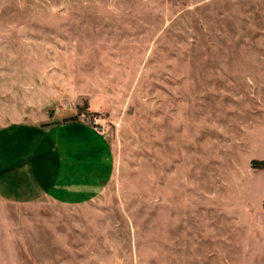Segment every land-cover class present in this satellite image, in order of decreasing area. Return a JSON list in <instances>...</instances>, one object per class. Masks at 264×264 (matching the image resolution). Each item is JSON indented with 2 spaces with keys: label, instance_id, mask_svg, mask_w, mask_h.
I'll use <instances>...</instances> for the list:
<instances>
[{
  "label": "rangeland",
  "instance_id": "obj_1",
  "mask_svg": "<svg viewBox=\"0 0 264 264\" xmlns=\"http://www.w3.org/2000/svg\"><path fill=\"white\" fill-rule=\"evenodd\" d=\"M65 121L111 173L0 198V264H264V0H0V133Z\"/></svg>",
  "mask_w": 264,
  "mask_h": 264
},
{
  "label": "crops",
  "instance_id": "obj_2",
  "mask_svg": "<svg viewBox=\"0 0 264 264\" xmlns=\"http://www.w3.org/2000/svg\"><path fill=\"white\" fill-rule=\"evenodd\" d=\"M110 165L104 139L84 123L17 127L0 133V198L85 201L102 188Z\"/></svg>",
  "mask_w": 264,
  "mask_h": 264
}]
</instances>
